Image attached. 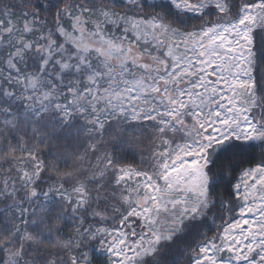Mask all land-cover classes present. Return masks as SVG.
<instances>
[{
	"label": "snow or ice",
	"instance_id": "6c2138e0",
	"mask_svg": "<svg viewBox=\"0 0 264 264\" xmlns=\"http://www.w3.org/2000/svg\"><path fill=\"white\" fill-rule=\"evenodd\" d=\"M0 264H264V0H0Z\"/></svg>",
	"mask_w": 264,
	"mask_h": 264
}]
</instances>
